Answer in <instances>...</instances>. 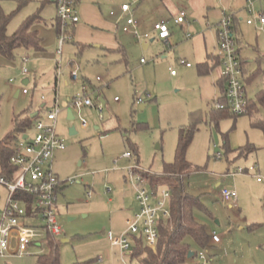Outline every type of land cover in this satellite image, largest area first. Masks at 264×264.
Segmentation results:
<instances>
[{
	"label": "rangeland",
	"instance_id": "rangeland-1",
	"mask_svg": "<svg viewBox=\"0 0 264 264\" xmlns=\"http://www.w3.org/2000/svg\"><path fill=\"white\" fill-rule=\"evenodd\" d=\"M18 1L27 3L17 10ZM89 1L97 4L96 0ZM183 1L178 0L175 6H163L159 11L163 20L156 23L170 25V20H166L171 15L190 7L181 4ZM41 2L0 0V12L15 13L7 28L9 35L31 15L38 13L43 19L32 25L40 40V51H23L22 55L28 57L26 62L21 60L20 50L11 61L0 57V142L13 132L16 117L22 119L37 113L23 129V133L33 135L32 125L37 119H44V114L57 101L62 112L57 117L55 131L64 149L55 152L52 169L63 183L56 199L60 264L90 263L99 258L102 260L99 264H137L128 255L121 261L107 234L117 238L125 230L120 209L124 203L126 210L133 204L132 169L161 175L163 165L174 160L180 129L189 127L194 128L193 137L185 156L200 171L186 177L184 187L191 195H202V207L193 209V218L205 227L210 238L204 249L191 245L192 250L203 254L204 260L199 261L202 264H264V137L251 125L252 116L247 114L224 118L217 124L211 122L209 112L214 109L212 101L220 95V89L216 85V73L202 77L196 72L195 54L201 50L197 52L195 35L201 30L174 31L171 51L164 50L159 41L143 51L131 35L124 33L122 47L117 45L109 51L94 43L88 31L81 40L73 35L74 29L90 27L81 18L79 9L83 0H80L76 3L78 23L69 24L71 39L63 43L58 55L56 6L48 2L42 8ZM96 7L105 20L111 12L116 13L108 6L105 10L103 6ZM201 15L204 22L210 18L208 14ZM222 16L219 12L217 21L212 18L206 24L214 28L215 53L217 24ZM240 17L233 37L239 42L236 43L239 59L247 62L245 69L251 75L264 68V32L246 25L244 15ZM186 64L190 69H186ZM22 69L26 70V76L21 75ZM74 70H77L76 82L70 78ZM170 71L177 76L171 77ZM245 87L247 98L257 102L264 81L258 75ZM83 92L91 99L92 107L72 109L73 119L68 120V101ZM139 99L141 104L137 103ZM141 105L145 107L140 109ZM257 114L264 120V105L257 103ZM71 127L74 135L69 134ZM19 136L20 133L12 140L13 146ZM247 145L257 150L247 155L236 152ZM126 152L131 154L130 158L122 157ZM218 184L235 190V206L222 204ZM164 189V185L158 187V197ZM5 201L6 192L0 186V215ZM213 233L217 242L212 241ZM36 256H4L0 257V264H35Z\"/></svg>",
	"mask_w": 264,
	"mask_h": 264
},
{
	"label": "built area",
	"instance_id": "built-area-1",
	"mask_svg": "<svg viewBox=\"0 0 264 264\" xmlns=\"http://www.w3.org/2000/svg\"><path fill=\"white\" fill-rule=\"evenodd\" d=\"M255 2L262 4V10L253 9ZM76 3L77 0H54L59 30L58 55L61 53L63 43L71 39V33L68 32L69 24L78 23ZM246 8L250 16L245 23L253 26L258 32H262L264 0H247ZM120 11L124 17L121 30L132 33L139 41L149 40L148 34H139L137 22L128 15L131 12L130 6L122 5ZM110 15L113 16L115 13L111 12ZM232 18L233 14L225 13L217 24L216 56L220 61L221 77L225 80L226 105L215 100L213 106L217 110L228 107L232 115L241 116L246 113L247 95L236 50V40L233 37ZM183 22L184 13L182 12L174 19V23ZM153 32L156 33L157 39L166 42L170 33L168 23H155ZM21 60L26 62L28 57L22 56ZM186 67H189V64H186ZM21 75H27L25 69L21 70ZM171 75L174 76L175 72L171 71ZM70 78L73 82L77 81V70L71 72ZM99 80L97 78V81ZM22 93L26 94V91L23 90ZM137 103L141 104L142 101L139 99ZM53 107L44 114V119H37L32 125L35 129L33 135L20 134L14 145V153L9 159L10 165L15 168L12 179L0 177V186L6 192L5 206L0 215V257L44 254L46 235L52 234L57 237L60 234L56 219L58 194L56 192L63 183L53 172L52 162L55 152L63 150L64 144L55 131V123L62 110L56 100ZM82 107H92L91 99L84 92L82 95L72 97L68 101L66 110H79ZM82 125L85 126V123L83 122ZM122 157L130 158L131 154L126 152ZM132 174L135 178L130 177V180L134 189L137 211L125 220V230L117 238H113L110 233L107 234L111 246L118 251L121 261L124 260L125 255L130 256L135 246V239H141L142 246L155 253L159 222L170 216L168 189L162 190L158 197V193L153 194L150 188H147L148 183L138 169H132ZM257 181L259 182L260 179L257 178ZM219 197L222 204L236 205L237 194L230 187L221 188ZM212 240L217 242L218 238L213 235ZM197 259L203 261V254L198 253ZM101 261L99 258L92 264H99Z\"/></svg>",
	"mask_w": 264,
	"mask_h": 264
},
{
	"label": "trees",
	"instance_id": "trees-1",
	"mask_svg": "<svg viewBox=\"0 0 264 264\" xmlns=\"http://www.w3.org/2000/svg\"><path fill=\"white\" fill-rule=\"evenodd\" d=\"M46 2L48 3V0L42 2L41 5ZM26 3V1H18L17 10ZM14 14L13 12L10 15H4L0 12V57L9 61L15 58V52L17 50H41L38 34L36 31L32 30V25L39 19V14L36 13L26 18L20 24L19 28L13 34L9 35L7 33V28ZM232 24L233 32L237 33L238 18L234 15ZM236 43H239L238 40H236ZM237 54L240 56L239 49H237ZM217 63L220 65L218 58ZM240 64L244 87L247 83L250 84L258 75L261 76L264 81V68L245 77L244 60L240 59ZM207 70V65L199 66L200 75H206ZM217 85L220 89L218 101L226 105L225 80L223 77L220 78ZM256 101L257 102H252L247 98L245 114L252 116L251 125L259 129L264 137V120L260 119L257 114V103L264 105V88L257 94ZM30 116L31 115H26L22 119L16 117L14 120L13 132L10 133L4 141L0 142V177H5L6 179H12L13 177L15 168L9 163V159L14 153V146L11 142L17 134L23 133L25 126L31 124L32 118ZM229 117L238 116L232 115L228 107L223 110L215 109L213 121L216 123L221 119ZM193 129V127L180 129L174 160L170 164L163 165V172L161 175L142 173L153 194H157V189L160 185L166 186V189L170 192V216L166 220L159 222L155 253L144 248L141 239H135V246L129 257L130 260H136L137 264H202L197 259L198 253L194 252L191 248V245H195L199 249H204L210 240L205 227L197 223L193 218V209L202 207L200 203L201 196H192L188 194L184 187V179L192 173L200 171L198 167L192 166L186 160L185 156L192 141ZM255 150L256 148L253 146L247 145L240 147L238 149V154L247 155ZM58 191L56 193H58ZM45 241L46 252L36 256L35 264H60L59 242L57 238L52 234H47ZM189 252H193V257L188 258ZM74 264H92V262H77Z\"/></svg>",
	"mask_w": 264,
	"mask_h": 264
},
{
	"label": "crops",
	"instance_id": "crops-1",
	"mask_svg": "<svg viewBox=\"0 0 264 264\" xmlns=\"http://www.w3.org/2000/svg\"><path fill=\"white\" fill-rule=\"evenodd\" d=\"M44 1L45 0H43V2ZM77 1L79 2L80 0H77ZM172 1L173 2H169V0L168 1L167 0H96L94 2L97 4L93 5L92 1L83 0V4L80 5L81 7L79 9L81 18L83 19V21L85 20V22L88 23V26H90L91 28L93 27L94 30L90 29V27H87L85 25L81 26V28H79L77 31L75 29L74 30L71 29V30L73 31V35L77 38V40H81L84 37V33L88 31V33L92 34L93 42L101 44V46L104 47L106 50H109V51L115 50L117 48V45L119 47H122V41L125 40L126 37L123 35L125 32L121 30V27L124 24V20H123L124 17L121 14L120 7L125 4H129V6L131 7V12L128 15L133 17L135 21L137 22V31H139V33H142V34L149 33L148 35L149 36L151 35L150 37H153L143 42V41L137 40L133 36L132 33L130 32L125 33L128 35H131L132 36L131 38H133L134 41L138 42L141 45V49L143 51H146L147 49H149L151 43H153L154 41L162 42L163 46L165 47L164 50L171 51L173 50L172 45H171V39H172V35L174 31H180L184 33L186 30H189L190 28L191 29L199 28L201 32H197L195 35L196 36L195 45L196 43L199 45L197 46L198 47L197 52L201 50V53H198L197 56L195 54V57H196L195 60L198 62L196 65V72L198 76H202V77L209 75L210 72L214 74L216 73L218 77L217 82H216V85H217L221 78V67L217 63V58H216L217 56L215 53L214 30H213L214 28L211 29L210 27H207L206 24L207 23L210 24L212 18H216V21H217V18L219 17V12H222V15H223L227 13L226 10H230L231 13H227V14H233L235 17H237L238 25H239V22H241L242 20L240 16L244 15L246 19H248L250 16L246 8L247 0H184L183 3L181 4H185L186 6H190V7H187L186 11L184 9L176 11L175 15H171V18L166 20V21L170 20V25H168L170 33H169V37L167 38L165 42V41H162L156 38V33L153 32V25L156 22H159V20L160 21L163 20L162 18L159 17V11L161 10L163 6L164 7L165 6H175L174 3H178V0H172ZM179 1L181 2V0ZM48 2H51L53 5H55L54 0L53 1L48 0ZM41 4L42 2L40 3V6H43ZM96 6H103V10H105V6L110 7V10L115 9L117 13V14L115 13V15L117 18L115 17V15L113 16L108 15L107 19L105 20V15L101 13L99 7H96ZM253 9L255 11L262 10V4L260 2H255ZM182 12L184 13V22L181 24L174 23V19L177 18ZM201 13H204V15L206 14L210 15V18L208 20H205L204 22L203 20H201V16H202ZM55 15H56V11H55ZM39 20H43V19L39 16V19L37 21ZM192 21L197 22V24L192 25L191 24ZM213 25L215 26V24ZM54 28L57 29V32L59 33L57 18L54 19ZM262 32H264V27H263ZM182 37H184V39L186 40L190 39V38H186L183 35ZM23 51L25 50L20 49V52H21L19 54L20 56L22 55ZM26 51H34V50L30 49ZM22 56H25V55L23 54ZM244 63L246 66L247 62L245 60H244ZM140 64H142L141 60H140ZM201 65H207L208 70H207L206 75L199 74V66ZM186 69H190V68L186 67ZM244 70H245V77H246L249 74L245 68ZM170 76L176 77L177 74L173 76L171 75V71H170ZM25 81H27L28 83V79L25 78L23 82ZM219 97L220 95L216 99H214L212 102H214L215 100H218ZM43 107L44 106L42 105L41 108ZM214 116H215V109H211L209 112V117H210L211 122L213 123H215L213 121ZM217 123L218 122H216V124ZM224 145H226V143ZM238 149L236 150L237 153H238ZM217 186L219 187L218 196H219L221 188L229 187V186H225L222 184H218ZM61 188H62V185L59 187L58 193L60 192ZM132 199H133L132 201L133 204L131 205V208L129 210H126L125 203H124V206L122 205L123 208L120 209L122 214H124L125 220L131 217L137 211V204L134 199V195ZM219 200H220V197H219Z\"/></svg>",
	"mask_w": 264,
	"mask_h": 264
},
{
	"label": "water",
	"instance_id": "water-1",
	"mask_svg": "<svg viewBox=\"0 0 264 264\" xmlns=\"http://www.w3.org/2000/svg\"><path fill=\"white\" fill-rule=\"evenodd\" d=\"M50 1H53V0H50ZM23 84L24 85H26L27 84V81H25V82H23ZM18 95V92L16 93V96ZM145 107V105H141L140 106V109H143ZM37 116V113H34V114H32L30 117L31 118H35ZM67 119L68 120H72L73 119V116H72V114H71V110L70 109H68L67 110ZM69 134L70 135H74L75 134V130H74V128L73 127H71L70 129H69ZM24 138H25V136H24ZM193 252H189V254H188V258H191V257H193Z\"/></svg>",
	"mask_w": 264,
	"mask_h": 264
}]
</instances>
